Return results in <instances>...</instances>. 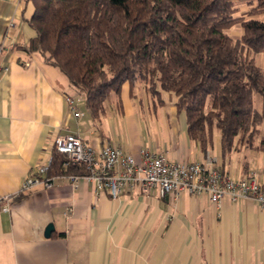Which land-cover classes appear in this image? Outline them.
<instances>
[{"label":"crops","instance_id":"1","mask_svg":"<svg viewBox=\"0 0 264 264\" xmlns=\"http://www.w3.org/2000/svg\"><path fill=\"white\" fill-rule=\"evenodd\" d=\"M33 11V0H0V196L16 192L53 154L52 139L68 133L96 150L113 144L137 162L143 151L181 162L212 155L223 172L253 171L264 185L262 151L238 143L222 158L217 131L202 151L184 113L173 101H151L140 83L123 84L100 114L89 111L63 73L26 50ZM67 94L83 98L78 116ZM263 135L264 122L254 145ZM0 264H264V210L248 199L216 205L205 194L160 197L139 186L112 198L84 177L54 174L50 187L35 185L0 212Z\"/></svg>","mask_w":264,"mask_h":264},{"label":"trees","instance_id":"2","mask_svg":"<svg viewBox=\"0 0 264 264\" xmlns=\"http://www.w3.org/2000/svg\"><path fill=\"white\" fill-rule=\"evenodd\" d=\"M35 36L26 50L63 73L98 115L125 83L151 101L173 98L187 134L206 151L219 133L221 157L238 143L264 154V0H33ZM239 24L242 33L226 31ZM259 95L262 109L254 107ZM53 151L49 174L84 175Z\"/></svg>","mask_w":264,"mask_h":264},{"label":"built area","instance_id":"3","mask_svg":"<svg viewBox=\"0 0 264 264\" xmlns=\"http://www.w3.org/2000/svg\"><path fill=\"white\" fill-rule=\"evenodd\" d=\"M65 100L74 116H78V106L83 98L77 94H67ZM50 151L65 156L64 168L68 164L86 166L87 174L69 175V178L74 181L84 177L93 181L97 194L107 193L117 198L139 186L145 194L155 189L160 197L176 198L182 192L205 194L216 205L223 201L234 203L248 199L264 210V185L259 183L256 173L227 174L212 155H207L204 161L181 162L169 160L163 153L149 154L143 151L142 160L137 162L133 155L113 144L104 143L96 150L74 133L56 135ZM51 162L52 153L37 166L33 174L23 180L16 192L1 195L0 212H8L14 200L35 185L50 187L54 178L49 174Z\"/></svg>","mask_w":264,"mask_h":264},{"label":"rangeland","instance_id":"4","mask_svg":"<svg viewBox=\"0 0 264 264\" xmlns=\"http://www.w3.org/2000/svg\"><path fill=\"white\" fill-rule=\"evenodd\" d=\"M231 37L235 38V37H238L241 35L242 33V28L239 24H235L234 26H232L230 29H228L226 31ZM264 56V53H260L257 55V62L262 65V60H261V57ZM254 107L255 109L257 110H260V107H261V98L259 95H254ZM163 100L166 102V103H169V102H172L173 101V98H168V95L164 94L163 95Z\"/></svg>","mask_w":264,"mask_h":264},{"label":"water","instance_id":"5","mask_svg":"<svg viewBox=\"0 0 264 264\" xmlns=\"http://www.w3.org/2000/svg\"><path fill=\"white\" fill-rule=\"evenodd\" d=\"M51 230H53V227H52V225L50 224V225H48V226L46 227V229H45V236H49Z\"/></svg>","mask_w":264,"mask_h":264}]
</instances>
